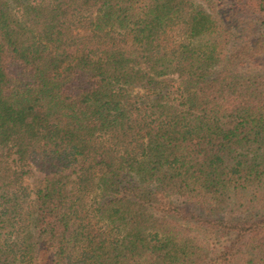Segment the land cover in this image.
<instances>
[{
    "label": "trees",
    "instance_id": "16d2710c",
    "mask_svg": "<svg viewBox=\"0 0 264 264\" xmlns=\"http://www.w3.org/2000/svg\"><path fill=\"white\" fill-rule=\"evenodd\" d=\"M0 264H264V0H0Z\"/></svg>",
    "mask_w": 264,
    "mask_h": 264
},
{
    "label": "rangeland",
    "instance_id": "374dc122",
    "mask_svg": "<svg viewBox=\"0 0 264 264\" xmlns=\"http://www.w3.org/2000/svg\"><path fill=\"white\" fill-rule=\"evenodd\" d=\"M220 2V1H219ZM223 2V6H221L222 7V9H224V10H227L228 9V2H225V1H222ZM254 32V30H252V32L251 33H253ZM248 34H249V32H248ZM250 35V34H249ZM36 177H38L39 176V174H36L35 175Z\"/></svg>",
    "mask_w": 264,
    "mask_h": 264
}]
</instances>
